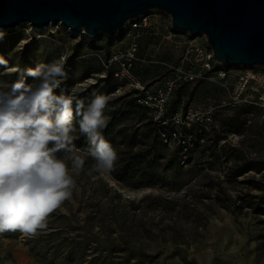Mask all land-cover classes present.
Returning a JSON list of instances; mask_svg holds the SVG:
<instances>
[{
    "label": "rangeland",
    "instance_id": "rangeland-1",
    "mask_svg": "<svg viewBox=\"0 0 264 264\" xmlns=\"http://www.w3.org/2000/svg\"><path fill=\"white\" fill-rule=\"evenodd\" d=\"M67 30L26 23L0 29V57L7 62L0 64V86L16 79V69L63 55L65 91L77 88L79 95L94 84H110V100L137 98L140 92L119 78L106 79V68L93 60L97 52L89 49L115 35L95 39ZM127 41L126 36L120 44ZM77 42L82 46L75 47ZM167 48L145 44L154 63L132 73L142 82L159 77L166 67L156 62H165L160 55ZM220 93L208 84H187L173 93V111L184 100L186 108L207 115L198 124L176 125L181 132L184 127L185 143L165 140L147 109L121 107L114 169L93 172L94 161L86 157L73 199L50 214L46 232L27 240L19 233L0 234V264H264V169L234 176L249 166L264 168V130L256 121L246 126V115L226 118L214 106ZM129 169L136 171L133 179L127 178Z\"/></svg>",
    "mask_w": 264,
    "mask_h": 264
},
{
    "label": "clouds",
    "instance_id": "clouds-1",
    "mask_svg": "<svg viewBox=\"0 0 264 264\" xmlns=\"http://www.w3.org/2000/svg\"><path fill=\"white\" fill-rule=\"evenodd\" d=\"M65 62L61 55L16 69V79L0 86V234L27 240L46 232L50 214L73 199L85 158L99 174L111 172L118 159L103 134L110 97L95 93L85 103L79 89H62ZM77 133L87 141L83 155Z\"/></svg>",
    "mask_w": 264,
    "mask_h": 264
},
{
    "label": "built area",
    "instance_id": "built-area-1",
    "mask_svg": "<svg viewBox=\"0 0 264 264\" xmlns=\"http://www.w3.org/2000/svg\"><path fill=\"white\" fill-rule=\"evenodd\" d=\"M115 36L106 61L101 51H96L95 55L105 68H116L115 76L120 81L140 92L136 101L152 113L155 124L171 127L169 133L161 130L165 140L177 138L185 143L176 125L185 127L198 124L207 116L198 110L186 108L184 100L179 111L169 110L171 96L187 83L216 86L221 93L214 106L226 118L234 116L241 108H255L258 110L256 116L253 111L245 112L246 126L256 121L264 130V67H242L231 74V68L214 58L205 34L192 36L187 31L175 29L171 26V15L160 10H151L128 20L123 31ZM126 36L127 43L120 44ZM145 44H151L157 51L163 44L168 46L165 54L160 55L165 62H156L164 64L165 72L148 82H142L141 76L132 73L142 63H154L151 53L145 51ZM157 51L153 53L154 57H157Z\"/></svg>",
    "mask_w": 264,
    "mask_h": 264
},
{
    "label": "water",
    "instance_id": "water-1",
    "mask_svg": "<svg viewBox=\"0 0 264 264\" xmlns=\"http://www.w3.org/2000/svg\"><path fill=\"white\" fill-rule=\"evenodd\" d=\"M151 10L170 14L175 29L205 34L223 66L264 67V0H0V29L62 25L97 39Z\"/></svg>",
    "mask_w": 264,
    "mask_h": 264
},
{
    "label": "trees",
    "instance_id": "trees-1",
    "mask_svg": "<svg viewBox=\"0 0 264 264\" xmlns=\"http://www.w3.org/2000/svg\"><path fill=\"white\" fill-rule=\"evenodd\" d=\"M112 41H113V39H109L108 41L105 40L103 42V44H95L93 46L92 45L89 46V49L94 50V51H101L102 55H103V59H104V61H106L108 56H109V53H110ZM81 46H82L81 42H77V44L75 45V47H81ZM93 60L96 62V64L99 66V68H101V69L105 68L102 61L100 59H98L96 56H94ZM115 71H116V68H114V67L113 68H111V67L106 68V72H107V78L106 79H110V78H112V76L116 77ZM101 81H105V80H101ZM187 84H184V85H187ZM183 86H181L180 88H182ZM57 91L59 92V89ZM113 91H114V87H111L110 84L109 85L94 84L93 86L87 87L84 90V92L80 93L78 95V98H82L85 101V103H88L90 101L91 97L93 96V94H95V93H103L105 95H109ZM132 92L137 93L138 91L133 89ZM124 98H125V96H119V97L113 98L112 100H109L108 106L105 110L106 115L109 118H108V125L103 130V134L105 135L106 139H108L113 144V146H115L116 144L119 143V141L117 142V139H118V136H119L121 130L117 129V127L119 126L120 120H121L120 119V115L122 114L121 107L127 106L130 111H134L135 109H138V107H140L141 109L143 108L145 110V108L142 105L137 103L135 97L131 98L130 100H127L125 103H121V101H123ZM174 103H175V101L173 98L172 101H170L169 110L173 111ZM116 104H118V106H116ZM111 107H113L112 110L108 111L109 109H111ZM245 112H247V108H241L238 110V112L235 114V116L237 117L241 114L244 115ZM149 119L151 122H153L152 116L149 117ZM167 129H168V125L160 127V130H163L164 132L169 133V131H167ZM182 129L184 131V127H182L181 130ZM169 130H170V128H169ZM236 131L239 132V129H236ZM182 132H181V134H182V138L184 140L187 138V134L185 132L184 133H182ZM129 141L131 144H133L135 140H133L132 136H131ZM74 144L79 151L85 153V150L87 148V141H86L85 137L79 135L78 133L75 134ZM58 155H63V154L60 153ZM177 157H178V155L175 154L174 158L177 159ZM250 169H255L258 172H260L264 168L261 166H249V168H243V169L237 171L234 174V176L235 177L239 176V175L243 174L244 172H246L247 170H250ZM126 173H127L126 175H127L128 179H133L135 177L136 171L129 169L128 171H126ZM261 200H262V204H264V193L261 196ZM254 210L257 211V208H254ZM259 211H261L263 213L264 210L261 209Z\"/></svg>",
    "mask_w": 264,
    "mask_h": 264
},
{
    "label": "bare ground",
    "instance_id": "bare-ground-1",
    "mask_svg": "<svg viewBox=\"0 0 264 264\" xmlns=\"http://www.w3.org/2000/svg\"><path fill=\"white\" fill-rule=\"evenodd\" d=\"M26 24H29V23L27 22ZM60 27H64V26L60 25ZM47 28H55V26H54V25H50V26H49V27H47ZM47 28H45V29H47ZM67 31H69V32L73 33V32L70 30V28H68V30H67ZM75 34H82V33H75Z\"/></svg>",
    "mask_w": 264,
    "mask_h": 264
}]
</instances>
